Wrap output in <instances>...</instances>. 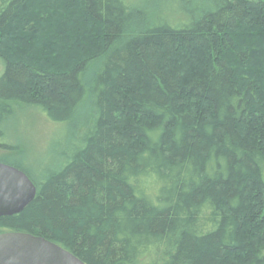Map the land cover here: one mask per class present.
I'll use <instances>...</instances> for the list:
<instances>
[{"label": "trees", "instance_id": "trees-1", "mask_svg": "<svg viewBox=\"0 0 264 264\" xmlns=\"http://www.w3.org/2000/svg\"><path fill=\"white\" fill-rule=\"evenodd\" d=\"M173 1L146 23L128 0H0V150L13 104L70 137L90 105L42 177L3 160L36 194L0 233L85 264H264V0Z\"/></svg>", "mask_w": 264, "mask_h": 264}, {"label": "rangeland", "instance_id": "rangeland-1", "mask_svg": "<svg viewBox=\"0 0 264 264\" xmlns=\"http://www.w3.org/2000/svg\"><path fill=\"white\" fill-rule=\"evenodd\" d=\"M172 1L128 0L136 12L141 11L145 14L146 23L153 21L157 12L164 13L165 18L170 16V19H175L174 14L171 13L177 12V10L168 13L162 9V5H171ZM136 24V22L132 23L133 29L138 27ZM1 68L2 61L0 59V70ZM89 71L92 75L94 66H90ZM89 107L86 99L79 107L75 121L68 125L73 128V137H77L86 127L85 115L90 118L88 117ZM3 130L5 141L16 146V149L0 150V162L3 163V160L12 158L27 167L34 178H37V174L42 177L46 169L58 161L61 151L67 149L66 142L73 138L70 137L65 125L48 123L39 111L26 104H13L11 114L3 122ZM229 260L232 261V258L229 257Z\"/></svg>", "mask_w": 264, "mask_h": 264}, {"label": "water", "instance_id": "water-1", "mask_svg": "<svg viewBox=\"0 0 264 264\" xmlns=\"http://www.w3.org/2000/svg\"><path fill=\"white\" fill-rule=\"evenodd\" d=\"M36 186L20 169L0 162V216L22 211L35 197ZM0 264H85L62 246L38 235L0 233Z\"/></svg>", "mask_w": 264, "mask_h": 264}]
</instances>
